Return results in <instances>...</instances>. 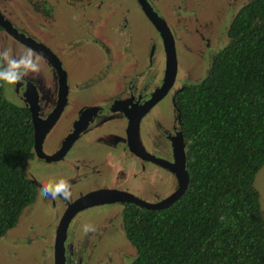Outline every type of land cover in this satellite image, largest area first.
<instances>
[{
	"label": "flooded vegetation",
	"instance_id": "1",
	"mask_svg": "<svg viewBox=\"0 0 264 264\" xmlns=\"http://www.w3.org/2000/svg\"><path fill=\"white\" fill-rule=\"evenodd\" d=\"M244 1L0 0V51L18 56L31 48L43 57L38 74L12 85L31 126V154L25 161L53 163L66 156L72 163L65 172L74 176L73 196L55 227L52 264L56 230L66 209L72 213L62 237L64 264H134L137 250L126 235V214L162 209L155 206L177 190L187 150L180 97L208 75L221 48L212 51L219 37L228 43L233 9ZM166 3L171 4L167 21L158 11ZM135 10L156 34L160 65L158 59L154 63L157 43L151 39L154 43L147 46ZM182 48L189 57L179 69L177 50ZM32 114L40 137L38 153L33 150ZM63 121L66 129L60 140L44 149L45 137ZM29 181L37 192L35 182ZM97 190L108 191L105 198L110 201L72 207ZM92 206L108 208V228L113 231L89 232V240H77V249L65 246L70 220ZM21 211L0 235V254H9L2 241H14V231L26 222L19 219ZM120 231L121 241L115 242L109 235ZM107 236L110 243L100 252L98 243Z\"/></svg>",
	"mask_w": 264,
	"mask_h": 264
},
{
	"label": "trees",
	"instance_id": "2",
	"mask_svg": "<svg viewBox=\"0 0 264 264\" xmlns=\"http://www.w3.org/2000/svg\"><path fill=\"white\" fill-rule=\"evenodd\" d=\"M227 35L208 75L180 97L185 190L165 208L126 214L134 264H264L253 187L264 162V0L242 5ZM31 145L27 111L0 87V235L34 200L24 172Z\"/></svg>",
	"mask_w": 264,
	"mask_h": 264
},
{
	"label": "rangeland",
	"instance_id": "3",
	"mask_svg": "<svg viewBox=\"0 0 264 264\" xmlns=\"http://www.w3.org/2000/svg\"><path fill=\"white\" fill-rule=\"evenodd\" d=\"M239 6L240 4H237V6H235L232 15ZM170 8L171 4L166 3L164 6H162L161 4L162 10L158 9L160 14L166 21L168 20V17H171V10H169ZM135 11L139 21L141 22L142 29L145 32L147 46H149L151 43H154L152 42V40L157 43L158 41L155 36L156 34H154V30L149 25H147L139 11ZM219 40L220 41L212 52H216L225 45L224 37H219ZM187 46L192 47L190 44H187ZM188 57L189 53L187 52L186 48L177 50L179 69L180 66H182L183 60L187 59ZM157 59L159 60V65L162 64L161 48L159 43L156 44L154 63ZM0 85H2V83ZM1 89L4 97L8 101L12 102L15 105L20 104L17 96L14 93L12 85L3 84L1 86ZM65 129L66 124L64 121L57 127H54L45 137V140L42 144L43 148L47 150V148L50 149L52 145H56ZM71 167L72 163L66 156L61 160L53 163H43L35 159H27L25 161V174L27 178L35 182L37 186V192L34 202L23 208V210L21 211L19 219L21 217L25 218L26 222L23 226L14 231L17 235L11 237L15 238L14 241H2L1 245L3 246V249L8 247L9 254H0V264H52V243L54 238V231L57 221L65 208L66 201L61 198H57L56 200H52L50 198H42L39 192L41 186L45 182L63 178L68 180L72 185L73 196L74 183L72 182V180H74V176L67 175V173L65 172L66 168ZM253 187L258 193L259 213L264 221V162L254 176ZM107 210L108 208L105 206H92L78 212L68 224L64 242L65 246L71 244L74 246V249H77V240L81 238H88L89 240V234H85L83 232V225L85 224L92 225L95 228V231H101L102 233L106 234L111 233L113 231V228H108V223L111 219L105 214ZM18 221L13 228L17 226ZM95 224L100 228H97ZM121 235L122 232L120 231V233L114 232L109 236L114 238L115 242H120L122 238ZM109 236L102 240L103 243L101 245L98 243L97 249H99L100 252L104 244L107 245L108 243H110V241L106 243Z\"/></svg>",
	"mask_w": 264,
	"mask_h": 264
},
{
	"label": "clouds",
	"instance_id": "4",
	"mask_svg": "<svg viewBox=\"0 0 264 264\" xmlns=\"http://www.w3.org/2000/svg\"><path fill=\"white\" fill-rule=\"evenodd\" d=\"M43 57L31 48H26L18 56H13L8 49L0 51V83L6 85H16L23 81L29 75H35L40 72V61ZM42 198L56 200L61 198L70 201L72 198V185L66 179L49 180L45 182L39 192ZM95 231L90 224L83 225L85 234Z\"/></svg>",
	"mask_w": 264,
	"mask_h": 264
},
{
	"label": "water",
	"instance_id": "5",
	"mask_svg": "<svg viewBox=\"0 0 264 264\" xmlns=\"http://www.w3.org/2000/svg\"><path fill=\"white\" fill-rule=\"evenodd\" d=\"M247 1L245 0L236 9L234 14ZM231 19H232V17H231ZM0 24H2L1 21H0ZM169 47L172 50L171 43H169ZM32 124H33V128H34V130H33L34 131L33 132V150L35 151V153H38L37 150L39 149L40 137H38L36 134L35 119H34L33 114H32ZM184 163H185V159L182 157L181 164H180V175H179V179H178L179 180V186H178L177 190L174 191L172 194H170L168 197H166L164 200H162L159 205L155 206V208H163V207L169 206L185 190L186 185H187V181H188V174H187V170L185 169ZM107 192L108 191H104V190H97L94 192H90V193L84 195L83 197H81L80 199L76 200L77 202H75V204L72 207H75V209H80V208L86 207L88 205L110 201L109 199L105 198ZM131 200L134 201L135 203L139 204V205H142V204L138 203L133 198H131ZM146 207H148V206H146ZM71 213H72L71 209H69L68 211L66 209V211L64 212V214L62 215V217L60 219L58 228L56 230V240H55V246H54V264H64V262H63V260H61V256H60V253L62 252V250H61L62 245L61 244H62V237H63V233H64L65 221L67 220V217H68L67 215H71Z\"/></svg>",
	"mask_w": 264,
	"mask_h": 264
}]
</instances>
